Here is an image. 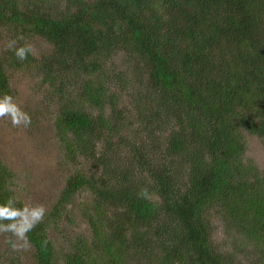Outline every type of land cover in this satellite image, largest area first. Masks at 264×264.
I'll list each match as a JSON object with an SVG mask.
<instances>
[{"label": "trees", "instance_id": "trees-1", "mask_svg": "<svg viewBox=\"0 0 264 264\" xmlns=\"http://www.w3.org/2000/svg\"><path fill=\"white\" fill-rule=\"evenodd\" d=\"M4 36L50 45L0 50V96L7 69L34 70L73 166L28 233L30 264H264V169L242 161L246 134L264 141V0H0ZM12 178L0 161V203ZM76 193L89 234L63 249L48 228ZM213 216L229 247L212 244Z\"/></svg>", "mask_w": 264, "mask_h": 264}, {"label": "rangeland", "instance_id": "rangeland-1", "mask_svg": "<svg viewBox=\"0 0 264 264\" xmlns=\"http://www.w3.org/2000/svg\"><path fill=\"white\" fill-rule=\"evenodd\" d=\"M6 35L5 32H2ZM10 39L4 36L0 39V50H4ZM23 45L31 47V58L39 59L47 53L50 45L38 36H32L22 41ZM109 63V67L122 69L131 75L130 65L121 60L117 54ZM8 80L13 90L11 97L19 107L31 117L29 126H13L8 117L0 118V161L12 172L14 199L24 204H41L46 209V215L54 204L67 176L73 171L72 163L64 157L63 146L60 144L53 122L56 116L57 102L51 87L43 83L32 69H7ZM132 81L130 84L132 86ZM127 90V88L125 89ZM134 118L131 119L133 121ZM135 126V125H134ZM128 136L129 132L121 133ZM166 134L157 129L154 136L159 139ZM245 137V136H244ZM161 141V140H158ZM252 159L261 169H264V141L256 135L246 134L245 151L242 161ZM77 162V161H76ZM87 193L74 194L71 201L62 210L57 224H50L48 234L54 245L65 248L66 239L61 235L74 238L77 234L88 236V226L76 213L77 203L89 199ZM68 211L71 214L68 215ZM65 217H67L65 219ZM70 218V222H68ZM211 242L215 248L229 247L231 238L226 237L221 222L212 217ZM7 234H0V264H30L31 246L27 249L13 251L6 243Z\"/></svg>", "mask_w": 264, "mask_h": 264}, {"label": "clouds", "instance_id": "clouds-1", "mask_svg": "<svg viewBox=\"0 0 264 264\" xmlns=\"http://www.w3.org/2000/svg\"><path fill=\"white\" fill-rule=\"evenodd\" d=\"M18 39L22 40L23 37L10 40L6 49L12 51L19 60H25L32 49L28 45L18 46ZM5 117L10 119L13 126L27 127L31 123V117L8 94L0 96V118ZM45 215L46 209L41 204L17 207L16 200L8 198L0 203V234H7L6 243L13 251L27 250L31 246L28 233L44 220Z\"/></svg>", "mask_w": 264, "mask_h": 264}]
</instances>
